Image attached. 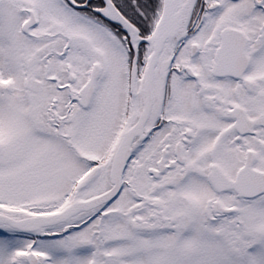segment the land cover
Returning a JSON list of instances; mask_svg holds the SVG:
<instances>
[{"label": "snow or ice", "instance_id": "snow-or-ice-1", "mask_svg": "<svg viewBox=\"0 0 264 264\" xmlns=\"http://www.w3.org/2000/svg\"><path fill=\"white\" fill-rule=\"evenodd\" d=\"M0 264H264V0H0Z\"/></svg>", "mask_w": 264, "mask_h": 264}]
</instances>
